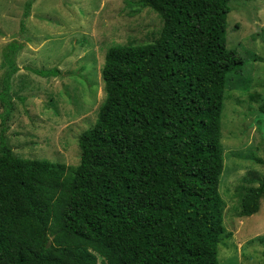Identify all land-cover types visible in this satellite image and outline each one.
Here are the masks:
<instances>
[{
	"label": "trees",
	"instance_id": "1",
	"mask_svg": "<svg viewBox=\"0 0 264 264\" xmlns=\"http://www.w3.org/2000/svg\"><path fill=\"white\" fill-rule=\"evenodd\" d=\"M228 3L136 2L162 27L150 44L106 50L104 99L78 137L75 167L18 158L0 134V264H218L230 236L218 192L221 114L243 65L225 44ZM21 49L2 50L6 83ZM263 199L264 175L241 196L239 216Z\"/></svg>",
	"mask_w": 264,
	"mask_h": 264
},
{
	"label": "rangeland",
	"instance_id": "2",
	"mask_svg": "<svg viewBox=\"0 0 264 264\" xmlns=\"http://www.w3.org/2000/svg\"><path fill=\"white\" fill-rule=\"evenodd\" d=\"M137 1L0 0V134L16 157L78 164V137L94 125L104 99L106 50L150 44L162 27ZM28 2L29 16L23 19ZM228 8L226 48L243 65L226 82L221 114L218 192L230 236L218 246V264H264V243L252 242L264 236V199L256 214L239 216L241 196L264 175L257 162L264 159V0H229ZM13 41L22 49L6 83L2 50ZM44 70L57 75L36 73Z\"/></svg>",
	"mask_w": 264,
	"mask_h": 264
}]
</instances>
